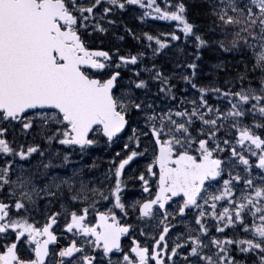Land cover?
Instances as JSON below:
<instances>
[{"label": "snow or ice", "instance_id": "6c2138e0", "mask_svg": "<svg viewBox=\"0 0 264 264\" xmlns=\"http://www.w3.org/2000/svg\"><path fill=\"white\" fill-rule=\"evenodd\" d=\"M191 2L0 0V264H264V0Z\"/></svg>", "mask_w": 264, "mask_h": 264}, {"label": "trees", "instance_id": "16d2710c", "mask_svg": "<svg viewBox=\"0 0 264 264\" xmlns=\"http://www.w3.org/2000/svg\"><path fill=\"white\" fill-rule=\"evenodd\" d=\"M202 9L199 6V0H195V2L190 3V15L195 17L198 13H200ZM171 31V30H168ZM217 54L214 52H208L204 56V60L201 63L200 69H199V79L201 81L209 80L210 76L209 73L211 71V65L217 63L216 59ZM228 57H226L227 59ZM160 63H166V61H160ZM220 82L222 83L223 80L221 79Z\"/></svg>", "mask_w": 264, "mask_h": 264}, {"label": "flooded vegetation", "instance_id": "af4514ba", "mask_svg": "<svg viewBox=\"0 0 264 264\" xmlns=\"http://www.w3.org/2000/svg\"><path fill=\"white\" fill-rule=\"evenodd\" d=\"M138 166L141 167V164L139 163ZM139 195H140L139 189H130L125 194L127 199L139 198ZM123 240H124V243L129 242L127 237L123 238ZM22 251H23V249H22Z\"/></svg>", "mask_w": 264, "mask_h": 264}, {"label": "rangeland", "instance_id": "374dc122", "mask_svg": "<svg viewBox=\"0 0 264 264\" xmlns=\"http://www.w3.org/2000/svg\"><path fill=\"white\" fill-rule=\"evenodd\" d=\"M149 21H151V20H149ZM149 21H147V22H149ZM152 22H157V23H161V24H164V25H171L172 27H173V30H176V25H175V22H165V21H152ZM191 92H192V90H190V94L189 95H191ZM97 148H99V149H105L104 147H97ZM96 149V148H95ZM106 150V149H105ZM87 157H91L90 155H87ZM97 157V156H96ZM141 164H143L144 165V162H143V160H141Z\"/></svg>", "mask_w": 264, "mask_h": 264}, {"label": "bare ground", "instance_id": "6f19581e", "mask_svg": "<svg viewBox=\"0 0 264 264\" xmlns=\"http://www.w3.org/2000/svg\"><path fill=\"white\" fill-rule=\"evenodd\" d=\"M203 81H206V80L203 79Z\"/></svg>", "mask_w": 264, "mask_h": 264}]
</instances>
